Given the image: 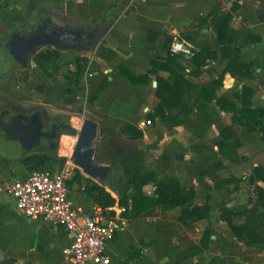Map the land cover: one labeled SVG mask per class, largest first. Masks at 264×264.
I'll return each mask as SVG.
<instances>
[{"label": "crops", "instance_id": "0c3cea01", "mask_svg": "<svg viewBox=\"0 0 264 264\" xmlns=\"http://www.w3.org/2000/svg\"><path fill=\"white\" fill-rule=\"evenodd\" d=\"M225 15H231L229 27L242 46V60L253 63L254 76L239 80L226 74L215 93L241 106L237 95L246 86L253 90L250 95L252 108L264 107V0H0V53L7 52L12 42L23 39L25 33L33 31L32 36L44 31L53 39V44L41 46L39 52L56 51L59 65L57 75L49 80L37 67L33 55L24 63V68L16 70L14 78L12 71L0 76L1 102L16 108L28 101L29 106L50 109L57 116L82 119L79 130L86 119L97 123L99 141L95 162L110 166L112 171L103 182L107 186L93 181L115 199L119 195L108 187V183L113 181L111 175L115 174V168L123 177L121 168L115 165L120 147L116 135L103 139L101 133L106 127L113 133L120 131V136L125 139L127 132L120 130L122 123L131 124L143 133L136 144L139 150L146 151V169L192 187L194 204L211 207L209 219H192L182 225L176 220L179 208L154 207L136 219H126L121 216L123 208L117 204L102 211L83 194H78L76 200L69 196L75 208L93 215L101 211L103 216L117 218L120 229L107 246L113 264H264V252L238 242L219 218L223 207L242 211L253 203V188V199L246 201L245 186L252 187L248 179L253 168L264 165L261 134L234 125L241 143L238 149L241 161L230 163L219 155L215 143L220 130L231 125L230 113L221 111L214 102L200 100L179 127L173 126L169 116L165 119L157 117L147 124L146 114L153 111V106L148 104L151 99L148 86L154 88L155 77L150 76L149 85H134L119 71L123 66L135 75L148 72L154 57L163 55L160 44L167 33L172 37L171 50L175 53L186 55L191 49L208 48L217 54L216 60L207 61L199 76H187L194 85L190 96L197 99L202 87L215 81L228 65L213 24L216 18ZM183 35L189 36L190 40H185ZM78 57L89 60L87 72L90 75H84L78 84H70L66 76L76 71L74 62ZM25 68L30 76L25 79L26 84L19 83V74ZM185 71L188 73L189 69ZM160 75L167 77L168 73L160 72ZM99 86L102 89L96 99L89 102ZM65 88H70L72 94L59 100V94ZM84 92H89L84 110L71 114L53 107L62 101L65 106H74ZM127 98L136 99L135 110H129ZM67 100L73 103L67 104ZM99 110H103L105 116ZM96 112L102 119L95 115ZM240 127L244 131L239 130ZM72 129L76 130L75 127ZM69 136L65 133L60 136L57 153L62 155L61 158H64L62 139ZM8 149H4L0 141V185L25 179L34 168L22 160L42 155L40 152L30 155L32 150L21 153ZM70 162L62 168L69 174V180L72 179ZM74 185L75 182L70 187V195ZM258 185L264 188V183ZM143 192L153 196L155 187L146 185ZM257 216L264 234V210L260 208ZM207 228L211 230L209 247L191 254L189 250L200 244ZM71 241L72 235L64 228L20 214L14 198L0 192V264H73L68 253Z\"/></svg>", "mask_w": 264, "mask_h": 264}, {"label": "trees", "instance_id": "16d2710c", "mask_svg": "<svg viewBox=\"0 0 264 264\" xmlns=\"http://www.w3.org/2000/svg\"><path fill=\"white\" fill-rule=\"evenodd\" d=\"M230 20L231 15H225L216 18L213 22L217 40L222 46L223 55L228 59V65L215 81L202 87L198 98L195 100L190 96L194 85L188 77L199 76L202 68L207 65V61L217 59V54L208 48L191 49L189 54L186 55L175 53L171 50L172 37L165 33L160 44L163 55L154 57L148 72L143 75H135L123 66L119 67V71L123 77H126L134 85H149L151 83L150 76L155 77L156 87L153 88L154 92L151 100L153 111L146 114V118L150 122L157 117L165 119L169 116L173 126L179 127L185 123L187 116L194 110L200 100L214 102L221 111L230 113L232 123L220 130L215 143L221 157L230 163H238L241 161L238 153L241 143L233 126H245L249 132H258L264 139V107L252 108L250 95L253 90L246 86L237 95V99L241 100V106H237L230 98L218 97L215 93L216 89L222 85L226 74L237 77L239 80L252 79L254 76L253 63H246L241 58L242 46L236 40L235 32L229 27ZM184 39L190 40V37L184 36ZM83 49V46H81L80 51ZM33 60L47 79L53 80L55 78L59 71L58 53L56 51L38 52ZM74 64L76 71L70 74L71 76H66L70 84L80 83L86 73L89 60L86 57H78ZM187 68L189 69L188 73L185 71ZM160 72L168 73L167 77L160 75ZM101 89L102 86H99L95 94L90 96L89 102L96 99L97 93ZM70 94H72L71 89L65 88L59 94L58 99L62 100L65 95ZM66 103L72 104L73 101L67 100ZM120 130L127 132V138H122L120 131H114L113 133L111 129L106 127H103L101 133L103 139L111 134L116 135L117 144L121 148L116 156L115 165L121 168L123 177L120 178L117 185L114 181L108 183V187L119 195L118 199H115L104 187L95 183L85 190L89 199L102 210L109 209L117 204L124 209L121 216L126 219H136L143 212L154 207L167 210L179 208L180 214L176 220L182 225H187L192 219H209L211 214L210 205H195V191L192 187L183 186L176 179L162 178L156 172L146 169V151L139 150L136 144V141L143 137L142 131L126 122L122 123ZM22 161L25 164H32L33 168H38L40 165L52 168L57 163L62 168L66 160L65 158H53L45 154L27 157ZM79 181L78 176H75L67 181V184L70 188L74 182ZM248 181L252 185L255 196L251 206L242 211H234L228 207H223L220 209L219 218L226 224L230 233L238 242L246 247L256 248L264 252V234L261 233L257 216L260 208L264 210V188L258 185L259 182L264 183V165L254 167ZM146 185L155 187L153 196L146 195L143 192V187ZM216 187H218V183H216ZM210 237L211 230L207 228L200 244L191 248L189 252L197 254L207 249Z\"/></svg>", "mask_w": 264, "mask_h": 264}, {"label": "built area", "instance_id": "2783aa9c", "mask_svg": "<svg viewBox=\"0 0 264 264\" xmlns=\"http://www.w3.org/2000/svg\"><path fill=\"white\" fill-rule=\"evenodd\" d=\"M69 177L65 170L33 171L23 180L0 185V192L14 198L23 216L40 218L68 231L72 235L68 253L73 264H113L107 246L120 229L117 218L103 216L99 210L93 215L73 207L69 199Z\"/></svg>", "mask_w": 264, "mask_h": 264}, {"label": "rangeland", "instance_id": "374dc122", "mask_svg": "<svg viewBox=\"0 0 264 264\" xmlns=\"http://www.w3.org/2000/svg\"><path fill=\"white\" fill-rule=\"evenodd\" d=\"M31 32H33V31H31ZM31 32L25 33L21 38H23V39L29 38L31 36V34H32ZM42 51L43 50H41L40 52H42ZM36 52H39V50L38 49H35V54H36ZM32 56L33 55L30 56V59L32 58ZM10 63H8L7 66H4V67L0 68V76L1 77H4V76H6L8 74H11V71H12L13 74H11V75L14 78L17 75L16 70L19 69V68H21V67H23V68L25 67V65L18 66V65H14V64H10ZM27 70L28 69L25 68V71L22 72L21 74H19V80H20L19 83H25L26 84L25 79H27V77L30 76V74L28 73ZM86 72H87V69H86ZM85 75H86L85 77H87V75H90V72L88 71ZM83 78H84V76L82 77V79ZM150 80H152V78H150ZM16 81H17V79H16ZM148 88H149V93L151 95V99L148 101V104L150 106H153L152 105V102H151L152 97H153V89H152L151 86H148ZM88 96H89V92H84L80 96V102L79 103L76 102V104H74V106H65L66 104L62 101V102H57V105H55L53 107L61 108V109L65 110V111H67V112H69L71 114H74V113H77L78 110H80V109L81 110H84L85 109L84 107H86V102L88 100ZM74 100L76 101V97H75ZM135 100H136L135 98H127L125 100L126 103H127V105H128L129 110H131V111L135 110V108H136L137 102ZM24 103L25 104H23V105H21L19 107L14 108V107L8 106L4 102H1L0 101V111L3 112V114H4V120L3 121H6L7 117H9V116H14L17 113L18 114L19 113H22L24 109H27V110L28 109L35 110V108H34L35 106H33V107L32 106H29L28 105V101H25ZM40 110L42 112L46 113L48 115V117H49V119L45 123L46 124V127H47L48 122H51L53 120H56V119L58 120L59 118H62L61 115L60 116L59 115L57 116L56 113L53 112L50 109L41 108ZM98 112L101 113V115L105 116L104 115L105 113L103 112V110H99ZM95 115H97V117L99 119H102V116H99L98 113L95 114ZM67 120L69 121L70 126L75 127L76 130H79V127H80V124H81L82 119H80V122L78 124L79 126L74 123V119H71L70 118V115L67 117ZM238 129L241 130V131H244V129H242L241 127L238 128ZM61 135H62V133H60L59 136L55 139V141H54L55 146H54L53 152L47 153L48 156H51L53 158H61L62 155H58V153H57V148H59V146H60V140L59 139H60V136ZM69 135L70 136H69V138H67V142H66L67 144L62 147L63 152L61 154H64L63 157L66 160L62 168L65 167V165H66V163L68 161L69 162L71 161L70 160L71 153H72L74 144H75L76 139H77L76 138L77 137L76 134H69ZM114 144H116V141H115ZM102 148L104 149V144L102 145ZM119 150H121V148ZM37 152H39V150L34 149L31 152H29V153H30V155L40 154V153H37ZM243 154H245V153H243ZM62 168L59 167V165L57 163L52 168H50V167L48 168L45 165L44 166L43 165H40L38 168H34L32 171H35V172L48 171L50 173H55V172H58L60 170H64ZM69 168H71L70 169L71 177L74 178L75 176H78V178L80 179L79 182H75V185L73 186V189H71V195H69V196H71L72 198H74L76 200L78 194H83L85 196V198L88 199L87 198L88 196H87L85 190L87 188L93 186L94 185V181L92 179L86 177L82 173V171L80 169H78L77 167H75V165L72 164V162H70ZM117 170H118V168H115V170H114L115 171V174L113 173L114 175H111V179L116 183V185L120 182V178H121V176H119V174H117ZM247 172H248V170H247ZM102 185L103 186H107L106 183H102ZM230 186H233V185L230 184ZM245 189H246V192H245L246 193V199L245 200L248 201L251 198V196H253L252 187L246 184ZM251 199H253V198H251Z\"/></svg>", "mask_w": 264, "mask_h": 264}, {"label": "flooded vegetation", "instance_id": "af4514ba", "mask_svg": "<svg viewBox=\"0 0 264 264\" xmlns=\"http://www.w3.org/2000/svg\"><path fill=\"white\" fill-rule=\"evenodd\" d=\"M46 40H49L50 42H53V39L48 36V34L44 31H38L34 35L30 36L29 38L25 39H18L14 40L9 47L7 52H1L0 58L5 59L6 63L14 64V65H26L25 62L30 60L31 55H35V49H40L42 45L41 43L45 42ZM33 42L30 51L23 56H18L17 54L20 52V50L27 45V43ZM38 53V52H36ZM18 57V60L13 61V59ZM34 57V56H33ZM9 64V65H10ZM4 66L0 65V68ZM35 110L31 109H24L22 113L16 115V116H9L7 117L6 121L4 120V114L0 111V116H2L1 123L4 126L10 127L15 126L16 129H19L21 132H32L33 137L26 142L25 146L23 148H18V141L16 140V143L14 146L10 147L12 149H8L7 142L9 141V137L12 134H8L6 139L4 141H1V144L4 149H8L10 151L15 152H23L25 153L28 150H39V152L42 155H45V152L52 151L54 149V141L59 136L60 133L62 134H71L70 128H72L69 124V121L67 120V116L64 115V117L59 118L58 120H53L51 122H48L46 127V121L49 119L48 115L40 110V108L34 107ZM3 111V110H2ZM80 122L79 119H75L74 123L78 125ZM79 126V125H78ZM17 138V137H16ZM66 137L62 139V145H66L67 143Z\"/></svg>", "mask_w": 264, "mask_h": 264}, {"label": "water", "instance_id": "95a60500", "mask_svg": "<svg viewBox=\"0 0 264 264\" xmlns=\"http://www.w3.org/2000/svg\"><path fill=\"white\" fill-rule=\"evenodd\" d=\"M33 42L27 43L20 52L17 54L18 56H23L24 54L30 51ZM53 44V42L46 40L40 45H48ZM13 59V61L18 60V57ZM0 65L7 66L6 60L0 58ZM153 87H156V82H153ZM2 116H0V141H4L8 134H12L7 142L8 147H12L15 145L16 140L18 141V148H23L32 137V132H21L19 129H16L15 126H4L1 123ZM97 123L92 120L86 119L80 130H74L70 128V132L76 134V143L71 154L72 163L82 171V173L94 180L97 183H103L107 180L108 175L112 171L110 166L98 165L95 162V155L97 150V144L99 141V135L97 131ZM17 137V138H16Z\"/></svg>", "mask_w": 264, "mask_h": 264}]
</instances>
